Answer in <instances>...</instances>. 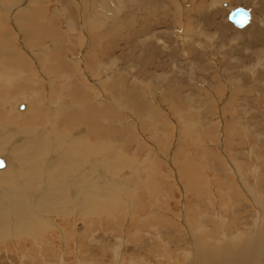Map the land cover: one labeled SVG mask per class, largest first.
Segmentation results:
<instances>
[{
	"label": "rangeland",
	"instance_id": "1",
	"mask_svg": "<svg viewBox=\"0 0 264 264\" xmlns=\"http://www.w3.org/2000/svg\"><path fill=\"white\" fill-rule=\"evenodd\" d=\"M236 7L252 13L245 28L228 20ZM22 9L35 35L4 37ZM0 23L11 57L24 50L36 71L12 58L0 83L15 120L0 124V264H187L199 229L210 246L261 229L264 0H0ZM78 88L113 110L65 128ZM37 121L44 143L26 154Z\"/></svg>",
	"mask_w": 264,
	"mask_h": 264
},
{
	"label": "bare ground",
	"instance_id": "2",
	"mask_svg": "<svg viewBox=\"0 0 264 264\" xmlns=\"http://www.w3.org/2000/svg\"><path fill=\"white\" fill-rule=\"evenodd\" d=\"M38 2V1H37ZM176 3V2H175ZM173 4H174V2H173ZM15 5H13L12 6V8L14 7ZM155 9H156V7H154ZM196 9V8H195ZM199 10V9H198ZM10 11V10H9ZM43 10H41V12H42ZM92 11V10H91ZM194 11V10H193ZM88 12H89V10H88ZM88 12H85V16L88 14ZM13 13V12H12ZM45 14V13H44ZM11 15V14H10ZM34 15H35V13L34 12H29V11H27V10H25V9H22V10H20V11H17L16 13H14L13 15H12V17H11V19L12 18H14L15 20H16V22L20 25H18V30L15 28V26L14 25H10L8 28H7V30L4 32V37H11V36H16V34L19 36H23V37H21V38H23L24 39V41L25 40H27V37H29L30 35H32L33 33H34V35H35V33L36 32H34V30H33V32H30L29 33V30L28 29H26L25 27H24V25H29L30 24V22H32V21H34ZM82 15H84V13L82 14ZM93 18V17H92ZM11 19H10V21H11ZM7 21V20H6ZM29 23V24H28ZM11 24H14L12 21H11ZM16 24V23H15ZM17 25V24H16ZM1 26H2V23H0V30H1ZM43 29L44 31H42V33H44V34H46V35H49V34H52V35H56V34H60V32L59 31H57V29L55 28V27H53V26H50L47 22H43V24L40 26V29ZM20 30V31H19ZM16 31H17V33H16ZM16 33V34H15ZM20 33V34H19ZM189 33V32H188ZM107 34H109V32L108 33H105V35H107ZM190 34V33H189ZM8 35V36H7ZM18 39V38H17ZM6 40L7 39H0V47H1V49H0V56L1 57H3V60L2 61H4L3 63H5V64H3V66L1 65V63H0V67L2 68V69H0V83H1V85L3 84V85H6L7 83H11V82H13V78H14V76H12L13 75V71H14V66H13V60H10V59H12V58H18L19 60H20V62L21 63H16V64H14V65H17V66H19L18 68H21V74H25L26 75V77L29 75L30 76V74H31V72H33V74L36 72L35 71V68L34 67H32L31 66V64H32V61L33 60H30V58H29V56L24 52V50L22 51L21 49L19 50V51H15V53H11V54H13V56L11 57V55H10V53L7 51V49H6V47H9V46H12V47H15L13 44V39H12V43H7L6 42ZM21 40V39H20ZM19 41V40H18ZM91 41V43L92 44H94L95 43V39H91L90 40ZM80 43V42H79ZM26 44V43H25ZM2 47H4L3 49H2ZM11 47V48H12ZM13 49V48H12ZM17 49V48H16ZM88 50V49H87ZM9 51H10V49H9ZM14 51V50H13ZM96 53V52H95ZM88 54V53H87ZM90 54V53H89ZM92 55V54H91ZM34 57V56H33ZM22 60V61H21ZM39 60H40V62L42 63L43 61H42V59L41 58H39ZM39 60H37L36 62H38ZM0 61H1V59H0ZM9 61V62H8ZM23 62V63H22ZM9 63H11V64H9ZM15 63V62H14ZM35 63V62H34ZM33 65V64H32ZM39 65H40V63H39ZM23 67V68H22ZM28 69V70H27ZM26 70V71H25ZM19 72V71H18ZM24 72H26V73H24ZM16 73V72H15ZM17 74V73H16ZM19 74V73H18ZM35 75V74H34ZM58 75H60V73L58 74ZM21 76V75H20ZM32 76V75H31ZM16 77H18V76H16ZM22 77V76H21ZM29 78L30 77H28V79H26V81H28L29 80ZM62 78H63V76H62ZM68 78V77H67ZM65 79V78H64ZM84 79V78H83ZM86 82V81H85ZM50 84H52V86L54 85L53 84V81L51 80V83ZM2 87V86H1ZM54 87V86H53ZM28 88V87H27ZM75 89V88H74ZM12 90V89H11ZM77 90V91H76ZM75 91L73 90V92H75L74 93V96L75 97H73L74 98V103H75V105H73V106H70L71 107V112H69L68 114H66V116H68L69 115V117L70 118H65V120L63 121V126L65 127V126H67L68 125V122H67V120H69L70 121V123H71V125H74L75 123H76V121L77 120H82V118H85V119H87V115H92V116H96V117H98V115H102V117H99V120L100 119H103V117L105 116L104 114L106 113L107 114V110H109V111H111V110H113V108H112V106H114V105H100V106H96V107H94L93 105H91V104H89L88 102H87V100L83 97V98H80V97H82V95H84L86 92H88L87 91V89H82V88H78V89H76ZM4 91V90H3ZM0 92L2 93V88H1V90H0ZM57 95V94H56ZM56 95H55V97H56ZM79 95V96H78ZM0 96H1V98H0V101H4V100H8L7 99V97H4L5 95L2 93V94H0ZM54 97V98H55ZM58 99H60V100H64L63 99V97L62 96H59V97H57ZM76 98H80L79 100L78 99H76ZM51 99H53V98H50V101H51ZM53 101H54V99H53ZM59 102V101H58ZM4 103H6L5 101H4ZM56 103V102H55ZM65 103V102H64ZM84 103L86 104L85 106H83L84 105ZM5 105V104H3L2 102H0V106L1 107H3V109L2 110H0V112L2 113L1 115H0V124L1 125H4L5 126V121H8V120H10V123H12L11 122V116L9 117V115L7 114L8 112H3L4 110H5V107L4 106H2V105ZM102 104V103H101ZM121 104V103H120ZM49 105H52L53 107L52 108H54L53 110H58V108H59V110H62V106H59V105H62V101H60L59 103H57V104H54L53 102L52 103H50ZM59 106V107H58ZM79 106L80 107H82L81 109H79ZM105 107V108H104ZM22 108H23V106H22ZM6 109L8 110V109H10V108H7V104H6ZM64 109H67L66 107H64ZM88 109V110H87ZM98 109H100L101 111L100 112H98ZM41 110V111H40ZM39 110V114H40V112L42 113V109H40ZM51 108H48V110H46V112L45 111H43L44 113H45V115L47 114H50L51 115V111H53ZM56 110V111H57ZM103 110V111H102ZM67 111H69V109H67ZM103 112H104V114H103ZM43 113V114H44ZM53 113H55V112H53ZM58 114H56L57 116L58 115H60V114H62V112L60 113V111H58L57 112ZM60 113V114H59ZM36 114V113H35ZM38 114V113H37ZM13 120V119H12ZM33 120H35V119H33ZM55 120V119H54ZM99 120H97V121H99ZM15 120H13V122H14ZM72 121V122H71ZM83 121H85V120H83ZM17 122V121H16ZM79 122V121H78ZM27 123H30V122H27ZM35 123V122H34ZM39 124V122L37 121L36 122V125H34L33 126V131H34V134H30L29 135V137L28 136H25V138H27V140L21 145V148L22 149H24V150H27V152H26V154L27 153H31V152H33L35 149H36V147H37V145H39V147L41 148V143H44V140H43V137H45V132H43V134H37L36 132V126ZM26 125H28V124H26ZM30 125V124H29ZM41 125V124H40ZM39 125V126H40ZM91 125V132H90V134L91 135H94V133L95 134H97V132L98 131H101V129H95L94 127H93V125L92 124H90ZM32 126V125H31ZM31 126H30V129H31ZM38 126V127H39ZM46 127V126H45ZM127 127V126H126ZM129 127V126H128ZM3 128V127H2ZM6 128H7V125H6ZM5 128V129H6ZM66 128V127H65ZM11 129V128H10ZM47 129V128H46ZM24 130V129H23ZM27 130V129H26ZM31 131V130H30ZM45 131H47V130H45ZM27 132V131H26ZM42 133V132H41ZM48 134V133H47ZM85 136V135H84ZM90 137V136H89ZM92 139V138H91ZM40 140V141H39ZM40 142V143H39ZM90 143L88 144V146L90 147V148H93L94 149V145H95V143L93 142V144H92V141H89ZM35 144H36V147H35ZM83 143L82 142H74L73 143V147L76 149V151H78L79 153H81L82 155H85V156H79V157H81V158H84V157H86V156H88L86 153H89V150L87 149V148H84V147H82L81 145H82ZM90 144H92V146L90 145ZM72 146V145H71ZM72 152V151H71ZM25 153V152H24ZM75 153H77V152H75ZM64 155V154H63ZM72 155H74V154H72ZM24 154H21V159L23 160V161H27L28 160V156H27V158L26 159H24ZM4 159H5V161H6V167H5V169L9 166V164H10V161L8 160V157L7 156H2ZM63 158H65V156H63L62 158H60L59 160H58V162H62L63 161ZM75 158H76V156H75ZM67 161V160H66ZM24 163V162H23ZM64 163V162H63ZM62 163V164H63ZM78 163V162H77ZM57 165V164H56ZM53 166H55V163H53V165H52V169H53ZM62 166V165H61ZM30 167V166H29ZM71 168V167H70ZM4 169V170H5ZM50 169V168H49ZM30 170V169H29ZM53 171V170H52ZM51 171V172H52ZM42 175V174H41ZM4 177V176H3ZM60 177V178H59ZM53 178L54 179H57V178H59V179H61V173L59 174V173H57V172H55L54 174H53ZM63 178V177H62ZM62 180V179H61ZM98 182V181H97ZM49 183V182H48ZM69 184V183H68ZM56 185H58L57 183H56ZM60 185V184H59ZM61 187H63L62 185H60ZM59 186V187H60ZM66 186V185H65ZM59 187H57V188H59ZM65 188H67V186L65 187ZM65 188H63V190L65 189ZM54 190V189H53ZM62 192V191H61ZM94 192H96V191H94ZM98 193V192H97ZM105 193V192H104ZM63 194V193H62ZM65 194V193H64ZM101 194V193H100ZM51 195H52V197L54 198V197H56V195H55V193H51ZM66 195V194H65ZM60 197H62V196H60ZM40 198V197H39ZM50 200L52 199V198H49ZM116 203V202H115ZM85 204V203H84ZM125 204V203H124ZM137 204V203H136ZM120 206V205H119ZM124 206H126V204L124 205ZM124 206H122V204H121V207H123L124 208ZM119 210V209H118ZM19 213V212H18ZM27 215V214H26ZM263 218V217H262ZM200 225V224H199ZM261 229H259V226L256 228L257 229V231L255 232V234H253L252 233V235L249 237V238H247V239H242V238H239L238 237V234H236L237 236L235 237H232V238H230V239H226V238H224L225 240H226V242H223L222 244H217V242H214V243H216L214 246H210L209 245V241L208 240H202V238L204 237V235L202 234V232H201V229H199L198 230V232L200 233V234H197L198 232L196 231L195 233H194V243H195V248H194V250L192 251V252H189V253H187V255L185 256V258H186V263L187 264H211L212 262H213V260H215L216 258H223V257H229V259H231L232 261H235L234 263H236V264H264V237H263V233H264V223H261ZM198 226V225H197ZM197 228V227H196ZM195 228V229H196ZM258 233V234H257ZM195 238L197 239V240H195ZM196 250V251H195ZM230 263V262H229ZM212 264H216V263H212ZM225 264H228L227 262L225 263ZM232 264V263H231Z\"/></svg>",
	"mask_w": 264,
	"mask_h": 264
},
{
	"label": "water",
	"instance_id": "3",
	"mask_svg": "<svg viewBox=\"0 0 264 264\" xmlns=\"http://www.w3.org/2000/svg\"><path fill=\"white\" fill-rule=\"evenodd\" d=\"M252 19V13L245 7H236L232 9L228 15V20L238 28H245L248 26ZM22 108V107H21ZM6 167L5 159L0 156V169Z\"/></svg>",
	"mask_w": 264,
	"mask_h": 264
}]
</instances>
